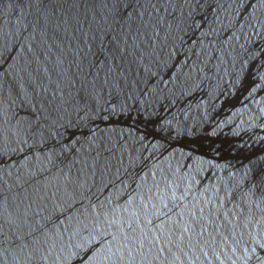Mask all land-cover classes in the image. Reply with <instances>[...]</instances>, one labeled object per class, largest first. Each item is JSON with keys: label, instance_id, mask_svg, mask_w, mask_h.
Wrapping results in <instances>:
<instances>
[{"label": "water", "instance_id": "water-1", "mask_svg": "<svg viewBox=\"0 0 264 264\" xmlns=\"http://www.w3.org/2000/svg\"><path fill=\"white\" fill-rule=\"evenodd\" d=\"M0 264H264V0H0Z\"/></svg>", "mask_w": 264, "mask_h": 264}]
</instances>
